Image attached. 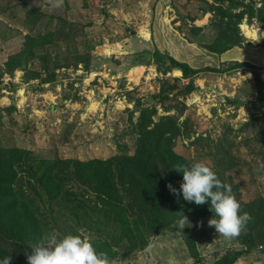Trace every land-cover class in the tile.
Returning a JSON list of instances; mask_svg holds the SVG:
<instances>
[{"label":"rangeland","instance_id":"1","mask_svg":"<svg viewBox=\"0 0 264 264\" xmlns=\"http://www.w3.org/2000/svg\"><path fill=\"white\" fill-rule=\"evenodd\" d=\"M55 4L56 0H0V147L25 151L23 159L32 166L41 160L87 161L132 155L137 138L132 125L140 108L155 106L157 114L152 119L157 121L159 116L175 114L173 109L166 112L165 107L178 109L184 105L179 120H188L183 127L189 135L176 139L174 151L193 164L201 162L216 169L240 203L264 201V118H260L264 90L259 100L251 70L242 66L224 73L200 72L192 78L194 89L184 95L183 87L189 80L179 70L180 74L175 75L176 69L162 75L159 71L164 66L158 64L157 68L152 55L159 51L193 69L226 67L232 61L248 63L260 69L264 80L262 23L241 22L256 31L253 37H246L239 26L249 43L238 47V52L247 60L231 59L229 55L233 54H228L229 60H222L221 54H212L202 46L209 44L214 35L212 14L206 13L211 4H216L213 0H61L59 6ZM255 5L260 6L259 0ZM36 11L54 18L53 26L61 19L78 32L47 48L49 68L42 69L38 59H30L24 67L7 73L6 62L23 48L24 36L37 33L29 30L26 15ZM190 25L201 27V33H190ZM41 29L38 26L37 30ZM75 52L89 53L90 67L85 71L93 69L99 76L91 77V71L87 79L77 80L70 67L56 69L54 81L41 82L53 69L56 57L61 63H72ZM105 60L122 62L128 79L133 76L136 80L127 85L117 78L113 83L103 74L108 70H99L95 65ZM133 67L130 75L127 70ZM162 81L166 89L170 85L176 89L169 94L174 97L160 102L152 96H164L159 93ZM66 96L71 101L64 102ZM147 96L152 98L151 103H143ZM139 100L143 105L137 108L134 103ZM71 189L85 203L91 219L83 210H74L75 204L55 202L50 208L54 219L51 233L58 237L78 234L92 242L111 241L117 236L119 226L103 214L100 227L92 224L97 215L93 211L98 210L94 195L82 186ZM39 203L42 210H49L44 196L39 197ZM209 219L187 218L188 224L181 231L174 224L150 237L145 249L128 252L123 241L115 246L113 264H196L186 246L187 234L192 236L202 263V255L216 257L241 249L236 237L218 235L208 225ZM263 250L256 245L236 261L264 264Z\"/></svg>","mask_w":264,"mask_h":264},{"label":"trees","instance_id":"2","mask_svg":"<svg viewBox=\"0 0 264 264\" xmlns=\"http://www.w3.org/2000/svg\"><path fill=\"white\" fill-rule=\"evenodd\" d=\"M213 1L216 4H211L210 11L206 13L212 14L210 25L214 35L209 44L202 45L212 54H222L249 43L239 29L244 19L247 24L256 20L264 25V0H259L258 7L255 0ZM26 15L29 30L35 29L37 33L35 35L28 33L24 36L23 48L10 56L6 62L7 73L24 67L30 59H38L42 69L49 68L47 63L51 62V58L47 54V48L57 46L58 41L72 34L75 36L78 32L71 28V24L61 19H58L59 24L53 26L54 18L40 11L29 12ZM38 26L42 29L37 30ZM189 28L190 33L195 36L202 31L201 27L195 25H190ZM152 55L157 68L158 64L164 66L163 70H158L162 75L176 69L181 72L184 79L189 80L183 87L184 95L194 89L192 78L200 72L224 73L247 66L253 75L259 100L263 99L264 80L260 78V69L251 64L232 61L226 67L193 69L168 55L164 57L159 51ZM56 58L52 62L53 69L47 71L41 82L54 81L56 69L70 67L77 69L81 65L82 69L88 70L90 67L89 53L75 52L72 63H61ZM165 60L168 61V65H165ZM164 81L159 91L161 95L165 93L164 96L160 98H158L160 95L152 96L153 100L156 98L163 102L174 97L169 94L176 86L165 83L169 86L166 89L163 87ZM134 104L137 108L143 105L140 100ZM171 109L175 110V114L159 116L157 121L152 119L157 114L155 106L139 109L138 117L132 125L133 132L137 135L132 155L118 154L105 160L87 161L41 160L32 166L23 159L25 151L0 147V258L8 255L11 258L9 264H27L26 255H30L32 251L29 245H34L42 236L52 234L54 219L50 215V208L55 202L62 200L69 205L75 204L74 210H83L85 216L90 217L85 211V203L71 189L75 186L84 187L85 192L92 193L96 199L98 210L93 211L97 215L92 219V224L100 227V216L103 214L120 228L118 235L111 241L97 239L92 242L97 251L106 252L112 261L117 257L115 248L117 244L125 241L128 252L145 249L150 237L176 224L182 215L195 219L212 218L213 214L207 203L196 205L184 201L182 196L173 195L167 187L171 184L179 190L182 173L175 171L176 166L193 164L174 151L176 139L181 135H189L188 129L183 127L187 125L188 120H179L185 106L181 105L178 109L168 106L164 108L166 112ZM260 118L261 120L264 118V107ZM210 168L224 183L220 173L213 167ZM41 196L49 203V210L41 209L39 203ZM239 204L241 212H246L250 216L245 228L236 237L241 249L224 253L212 264H233L242 255L252 252L256 245L264 247V201L261 199V202ZM185 242L194 262L203 264L192 236L187 234Z\"/></svg>","mask_w":264,"mask_h":264},{"label":"clouds","instance_id":"3","mask_svg":"<svg viewBox=\"0 0 264 264\" xmlns=\"http://www.w3.org/2000/svg\"><path fill=\"white\" fill-rule=\"evenodd\" d=\"M60 2L56 0L55 6ZM175 171L182 173V181L179 190L168 184L169 191L196 205L207 203L213 214L208 225L213 226L218 235L226 239L239 236L250 216L241 212L239 202L231 195V186L222 183L216 173L201 162L191 166L178 165ZM186 224L187 218L182 215L175 227L181 231ZM29 247L32 251L26 255L27 264H113L106 252L97 251L90 238L78 234L61 237L48 234ZM10 259L6 255L0 258V264H9Z\"/></svg>","mask_w":264,"mask_h":264},{"label":"crops","instance_id":"4","mask_svg":"<svg viewBox=\"0 0 264 264\" xmlns=\"http://www.w3.org/2000/svg\"><path fill=\"white\" fill-rule=\"evenodd\" d=\"M241 49V48H240ZM238 47H234L224 53L221 54V57H224L222 60H225V59H228V54H233V55H229L231 59H234V60H247L244 55L245 54H239L238 52ZM229 60V59H228ZM97 67V69L99 70H102V69H107L108 71L104 70L103 71V74L107 75L109 78L110 81H113L116 82L115 80H118L117 78L119 79H123L127 85L130 84V79H128V74L125 72V70L123 69V66L124 64L121 62V63H108L107 60L105 61H97L95 63ZM94 65V66H95ZM95 66V67H96ZM92 67V65H91ZM91 69V68H90ZM129 70H127L130 74L131 71H133L134 67L133 68H128ZM92 71V74H91V77L94 75V74H97V76H99V72L96 73V72H93V69H91L90 71H85L84 69H82L80 66L77 68V69H74V72H72V74L77 78V80H85L87 78L89 73ZM88 74V75H87ZM96 76V75H95ZM115 77V78H114ZM85 78V79H84ZM103 78V77H101ZM99 77H97V81H99ZM112 83V82H111ZM95 86V85H94ZM67 101H71V99L69 98V96H66L64 97V102H67ZM50 108H53V106H51ZM225 253V252H224ZM223 253V254H224ZM202 256H205V261L203 260V264H212L214 261H216L218 258H220L222 256L221 255H218L216 257H213V256H206V255H202ZM202 258V257H201ZM264 258V257H263ZM233 264H238V261H236L235 263Z\"/></svg>","mask_w":264,"mask_h":264},{"label":"bare ground","instance_id":"5","mask_svg":"<svg viewBox=\"0 0 264 264\" xmlns=\"http://www.w3.org/2000/svg\"><path fill=\"white\" fill-rule=\"evenodd\" d=\"M240 27H241V29L243 30V33H244V35L246 36V37H253L254 35H255V33H256V31H253V30H250V29H248L245 25H240ZM147 37V36H146ZM131 73V72H130ZM138 73V72H137ZM140 73V72H139ZM174 74L175 75H179L180 74V72L178 71V70H176V71H174ZM130 75H133V74H130ZM129 75V76H130ZM130 81H132V80H136V78H134L133 76H131L130 78Z\"/></svg>","mask_w":264,"mask_h":264},{"label":"water","instance_id":"6","mask_svg":"<svg viewBox=\"0 0 264 264\" xmlns=\"http://www.w3.org/2000/svg\"><path fill=\"white\" fill-rule=\"evenodd\" d=\"M152 102V98L150 96H147L143 99V103H151Z\"/></svg>","mask_w":264,"mask_h":264}]
</instances>
